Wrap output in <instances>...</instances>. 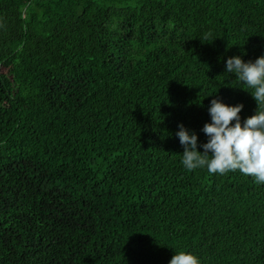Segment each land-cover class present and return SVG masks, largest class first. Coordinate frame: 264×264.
<instances>
[{"label": "trees", "instance_id": "16d2710c", "mask_svg": "<svg viewBox=\"0 0 264 264\" xmlns=\"http://www.w3.org/2000/svg\"><path fill=\"white\" fill-rule=\"evenodd\" d=\"M237 56L264 0H0V264H264V185L176 135L207 143L212 99L255 115Z\"/></svg>", "mask_w": 264, "mask_h": 264}, {"label": "clouds", "instance_id": "9594fccd", "mask_svg": "<svg viewBox=\"0 0 264 264\" xmlns=\"http://www.w3.org/2000/svg\"><path fill=\"white\" fill-rule=\"evenodd\" d=\"M226 73L252 90L249 94L258 106L257 111L242 124L243 104L230 106L212 99L208 109L211 122L202 129L207 143L198 145V135L182 124L179 126L176 135L184 148L182 164L188 171L206 168L209 174L239 171L264 185V56L255 62H244L239 56L229 58ZM198 147L203 148V154ZM169 264H201V260L190 251H175Z\"/></svg>", "mask_w": 264, "mask_h": 264}]
</instances>
